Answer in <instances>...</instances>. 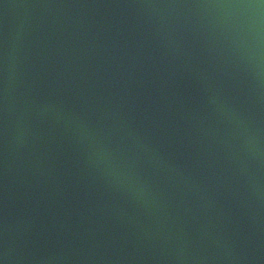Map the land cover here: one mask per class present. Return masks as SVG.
I'll list each match as a JSON object with an SVG mask.
<instances>
[{
	"label": "water",
	"instance_id": "obj_1",
	"mask_svg": "<svg viewBox=\"0 0 264 264\" xmlns=\"http://www.w3.org/2000/svg\"><path fill=\"white\" fill-rule=\"evenodd\" d=\"M0 264H264V0H0Z\"/></svg>",
	"mask_w": 264,
	"mask_h": 264
}]
</instances>
